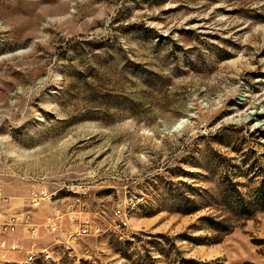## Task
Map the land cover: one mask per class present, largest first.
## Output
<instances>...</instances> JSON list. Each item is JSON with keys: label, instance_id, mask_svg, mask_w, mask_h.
Listing matches in <instances>:
<instances>
[{"label": "rangeland", "instance_id": "374dc122", "mask_svg": "<svg viewBox=\"0 0 264 264\" xmlns=\"http://www.w3.org/2000/svg\"><path fill=\"white\" fill-rule=\"evenodd\" d=\"M0 187L93 224L57 246L45 204L0 264H264V0H0Z\"/></svg>", "mask_w": 264, "mask_h": 264}, {"label": "built area", "instance_id": "2783aa9c", "mask_svg": "<svg viewBox=\"0 0 264 264\" xmlns=\"http://www.w3.org/2000/svg\"><path fill=\"white\" fill-rule=\"evenodd\" d=\"M58 189L60 188L55 190L48 187L35 189L30 195L29 209L9 215L0 214V262L12 260L13 255L22 250L19 239L15 237L19 228L23 227L30 234L32 240L38 238L40 226L33 222V210L45 204L51 205L52 212L46 216L44 227L50 234L54 235L53 241H57V246L70 249V246L67 245L70 241H76L78 238L89 236L92 233L93 224L88 215L90 209L86 192L77 190V195H71V200L63 201L66 197L56 198ZM0 200L8 201L1 187ZM66 219L74 227L68 233H65L63 228ZM33 247L32 250H35L34 243ZM50 251L53 250L45 249L43 252H39V256L50 259Z\"/></svg>", "mask_w": 264, "mask_h": 264}, {"label": "trees", "instance_id": "16d2710c", "mask_svg": "<svg viewBox=\"0 0 264 264\" xmlns=\"http://www.w3.org/2000/svg\"><path fill=\"white\" fill-rule=\"evenodd\" d=\"M238 184H235V186H237ZM236 192H238V194L240 193L238 188L235 189ZM261 194L264 193V190H262V192H260ZM263 196V194H262ZM264 198V196L262 197V199ZM260 199H261V196H260ZM236 207H234V211L241 217H250L251 215H253V213L256 211L257 208H252L253 205L251 203H248L244 201V199H242L240 197V194H239V198L238 200L236 201ZM213 226L216 230H219V231H229V224H226L225 221H222V220H216L214 223H213ZM177 264H204L203 262H200L194 258H187V257H183L181 256L178 261H177Z\"/></svg>", "mask_w": 264, "mask_h": 264}, {"label": "bare ground", "instance_id": "6f19581e", "mask_svg": "<svg viewBox=\"0 0 264 264\" xmlns=\"http://www.w3.org/2000/svg\"><path fill=\"white\" fill-rule=\"evenodd\" d=\"M181 124H179V126H181ZM57 194H58V191H56V197H57ZM72 194L77 195V190L72 188ZM41 259H43L44 262H48V261L52 262L54 260L51 253H50V259H48V257H40L37 250L36 251L35 250L30 251V253L27 254V256H26V260L30 264H36ZM51 259H53V260H51Z\"/></svg>", "mask_w": 264, "mask_h": 264}, {"label": "water", "instance_id": "95a60500", "mask_svg": "<svg viewBox=\"0 0 264 264\" xmlns=\"http://www.w3.org/2000/svg\"><path fill=\"white\" fill-rule=\"evenodd\" d=\"M177 127H179V124L177 125Z\"/></svg>", "mask_w": 264, "mask_h": 264}]
</instances>
